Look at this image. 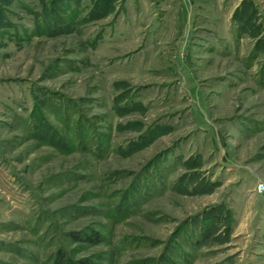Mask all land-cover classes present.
I'll list each match as a JSON object with an SVG mask.
<instances>
[{"label": "rangeland", "instance_id": "obj_1", "mask_svg": "<svg viewBox=\"0 0 264 264\" xmlns=\"http://www.w3.org/2000/svg\"><path fill=\"white\" fill-rule=\"evenodd\" d=\"M264 0H0V264H264Z\"/></svg>", "mask_w": 264, "mask_h": 264}, {"label": "trees", "instance_id": "obj_2", "mask_svg": "<svg viewBox=\"0 0 264 264\" xmlns=\"http://www.w3.org/2000/svg\"><path fill=\"white\" fill-rule=\"evenodd\" d=\"M53 264H71V261L66 258V255L63 253L58 254Z\"/></svg>", "mask_w": 264, "mask_h": 264}, {"label": "built area", "instance_id": "obj_3", "mask_svg": "<svg viewBox=\"0 0 264 264\" xmlns=\"http://www.w3.org/2000/svg\"><path fill=\"white\" fill-rule=\"evenodd\" d=\"M258 191L259 192H263L264 191V184L263 183L258 185Z\"/></svg>", "mask_w": 264, "mask_h": 264}]
</instances>
